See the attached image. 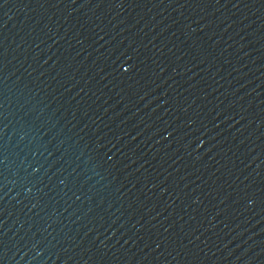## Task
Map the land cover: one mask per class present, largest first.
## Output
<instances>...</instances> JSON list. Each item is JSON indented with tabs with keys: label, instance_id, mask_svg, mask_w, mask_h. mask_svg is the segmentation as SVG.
Wrapping results in <instances>:
<instances>
[{
	"label": "water",
	"instance_id": "water-1",
	"mask_svg": "<svg viewBox=\"0 0 264 264\" xmlns=\"http://www.w3.org/2000/svg\"><path fill=\"white\" fill-rule=\"evenodd\" d=\"M0 264H264V0H0Z\"/></svg>",
	"mask_w": 264,
	"mask_h": 264
}]
</instances>
